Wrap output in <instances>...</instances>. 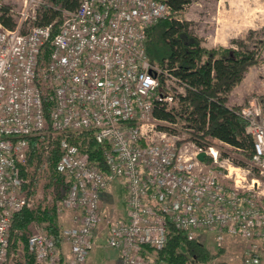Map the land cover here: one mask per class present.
<instances>
[{
    "label": "built area",
    "instance_id": "1",
    "mask_svg": "<svg viewBox=\"0 0 264 264\" xmlns=\"http://www.w3.org/2000/svg\"><path fill=\"white\" fill-rule=\"evenodd\" d=\"M31 3L24 0L13 28L0 22V264H17L13 218L31 207L35 174L48 171V159L66 178L57 212L69 211L72 223L27 237L33 264L86 263L104 218L103 196L117 179L126 213L108 222L104 239L119 264H165L157 254L174 228L189 238L211 234L218 248L241 240L243 263H264L262 106L251 100L237 111L252 139L250 163L226 159L220 174L217 148L153 116L156 102L174 110L183 91L146 53V29L175 12L166 2L80 0L62 10L54 34L55 22L22 29ZM46 131L56 138L55 161L43 144ZM83 134L102 145L104 170L87 143H76Z\"/></svg>",
    "mask_w": 264,
    "mask_h": 264
},
{
    "label": "trees",
    "instance_id": "2",
    "mask_svg": "<svg viewBox=\"0 0 264 264\" xmlns=\"http://www.w3.org/2000/svg\"><path fill=\"white\" fill-rule=\"evenodd\" d=\"M51 1V5L42 6L35 24L55 22L52 27L54 34L61 21V11L75 9L80 0ZM163 1L172 11H179L191 0ZM56 5H60V8ZM0 22L7 28L14 27L15 22L8 7H0ZM146 32L148 58L161 54V67L174 75L183 86V91L175 94L177 108L168 110L164 104L156 102L153 116L174 123L181 120L182 126L190 129V138L197 144H207L205 138L216 139L250 156L252 139L245 131L246 121L237 112L241 106H228L227 101L229 92L241 81L247 69L260 62L264 38L254 36L255 32L249 30L242 37L231 40L229 47L207 49L191 34L186 23L167 18L159 19ZM87 147L96 165L104 170L102 145L91 138ZM57 157L58 152H54L53 161ZM205 161L208 159L205 158ZM39 215L23 208L14 215L13 228L24 229L30 221L42 219L49 221L46 231L56 233L53 217L46 211ZM207 256L208 251L196 237L189 238L175 228L170 231L166 245L158 251V259L165 264H192L191 260L202 263ZM28 264H33L31 256Z\"/></svg>",
    "mask_w": 264,
    "mask_h": 264
},
{
    "label": "rangeland",
    "instance_id": "3",
    "mask_svg": "<svg viewBox=\"0 0 264 264\" xmlns=\"http://www.w3.org/2000/svg\"><path fill=\"white\" fill-rule=\"evenodd\" d=\"M32 1L31 6L23 12V14H27L25 21L22 23L23 30L35 23L42 6L52 4L51 0ZM24 5V0H0V7L9 8V14L14 22H17L22 16L21 12ZM56 7L60 8V5H56ZM167 19H177L186 23L191 34L199 39L202 47L207 49L219 46L229 47L232 45L231 40L242 37L249 30L255 32L254 36L264 38V0H191L181 10L175 11ZM162 55L165 56V54ZM148 59L154 66L158 68L162 66L161 54H153ZM169 84L174 87L171 82ZM176 91L177 89L174 87V92L176 93ZM228 98L230 103L233 104L232 106H244L249 101L254 100L264 110V48L261 52L260 62L247 69L241 81L234 86L231 93L229 92ZM175 107L177 108V105ZM181 124V120L177 121L174 130L176 128L180 132L184 131ZM158 126H166V124L159 123ZM45 134L43 144L47 145L50 151L58 152L56 138L52 137L49 131H46ZM181 136L189 138L190 131L187 134L182 133ZM90 139L89 134H83L76 138V143L84 148ZM205 140L208 142L207 144L213 145L219 151L220 157L215 164L218 173L221 174L225 171L226 159L235 165L250 163V156L244 154L241 150L220 143L216 139L205 138ZM47 161L48 171L39 170L35 174L33 187L28 195L32 202L29 210H32L38 216L44 211L48 212L53 217L56 228H59L72 223L69 211L57 212L58 201L64 193L66 178L62 174L54 173L49 164L52 163V159ZM208 161L211 162L210 159ZM124 194L123 180L117 179L107 188L103 196L102 211L104 218L89 256L90 264H119L118 257L107 246L104 238L108 222L115 218H121L126 213ZM48 224V220L34 219L24 229L14 228V239L20 250L18 256L14 259L17 264H28L30 260L24 239H27L34 232L46 231ZM197 240L206 248L208 256L202 263L191 260L192 264H217L221 262L244 264V244L241 240L228 239L220 248L215 246L211 234L202 233L197 236Z\"/></svg>",
    "mask_w": 264,
    "mask_h": 264
},
{
    "label": "crops",
    "instance_id": "4",
    "mask_svg": "<svg viewBox=\"0 0 264 264\" xmlns=\"http://www.w3.org/2000/svg\"><path fill=\"white\" fill-rule=\"evenodd\" d=\"M234 88V87H233ZM233 91V89L230 91V93ZM227 105L228 106H232L233 104H231L230 103V99L228 98V101H227ZM66 248V245L65 244H63V249H65ZM112 249V248H111ZM113 250V252L116 254V256L118 257V254H117V251L115 250V249H112ZM91 252H92V250H91ZM91 252H90V255H91ZM89 255V256H90ZM118 262H119V258H118ZM85 264H90V258L88 257V259H87V261H86V263Z\"/></svg>",
    "mask_w": 264,
    "mask_h": 264
},
{
    "label": "water",
    "instance_id": "5",
    "mask_svg": "<svg viewBox=\"0 0 264 264\" xmlns=\"http://www.w3.org/2000/svg\"><path fill=\"white\" fill-rule=\"evenodd\" d=\"M204 156L205 154L201 152L198 154V159L202 161L204 159Z\"/></svg>",
    "mask_w": 264,
    "mask_h": 264
}]
</instances>
